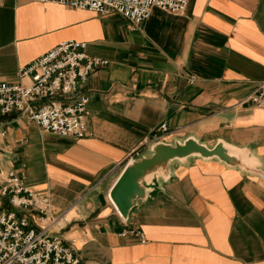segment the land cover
Returning <instances> with one entry per match:
<instances>
[{
	"label": "crops",
	"instance_id": "1",
	"mask_svg": "<svg viewBox=\"0 0 264 264\" xmlns=\"http://www.w3.org/2000/svg\"><path fill=\"white\" fill-rule=\"evenodd\" d=\"M66 40L108 60L84 84L87 134L0 115V165L48 199L49 231L82 264H264V108L249 99L264 79V0L155 7L136 28L116 12L0 0V82ZM188 140L223 155L153 158ZM137 164L123 215L110 193Z\"/></svg>",
	"mask_w": 264,
	"mask_h": 264
},
{
	"label": "built area",
	"instance_id": "2",
	"mask_svg": "<svg viewBox=\"0 0 264 264\" xmlns=\"http://www.w3.org/2000/svg\"><path fill=\"white\" fill-rule=\"evenodd\" d=\"M57 2L74 8L106 15L116 12L136 28L161 8L181 14L190 0H35ZM88 43L66 40L20 67L18 81L0 82V115L18 112L35 121L44 130L61 136L82 138L87 134L86 114L89 96L84 89L90 75L108 63L107 59L87 52ZM251 102L264 108V79L250 94ZM166 130V124L160 127ZM0 196L11 207L0 203V264H82L73 246L61 235L49 231L55 221L48 216V199L24 183L14 169L0 165ZM36 210L42 225L29 212ZM141 240L145 236L134 231Z\"/></svg>",
	"mask_w": 264,
	"mask_h": 264
},
{
	"label": "water",
	"instance_id": "3",
	"mask_svg": "<svg viewBox=\"0 0 264 264\" xmlns=\"http://www.w3.org/2000/svg\"><path fill=\"white\" fill-rule=\"evenodd\" d=\"M191 152H199L205 156L213 154L223 155V149L221 147L209 149L195 140H188L184 144H176L174 146L159 145L156 148L153 158L167 160L174 157L185 156ZM140 166L141 165L137 164L136 169L134 167L127 168L111 190L110 196L123 215L127 214L131 206V199L134 193L138 191L136 171L139 170L138 168H140Z\"/></svg>",
	"mask_w": 264,
	"mask_h": 264
}]
</instances>
